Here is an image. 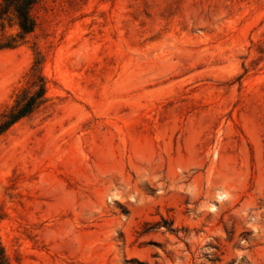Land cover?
Returning a JSON list of instances; mask_svg holds the SVG:
<instances>
[{"label":"rangeland","instance_id":"obj_1","mask_svg":"<svg viewBox=\"0 0 264 264\" xmlns=\"http://www.w3.org/2000/svg\"><path fill=\"white\" fill-rule=\"evenodd\" d=\"M0 47L6 264H264V0H38ZM0 27V45L17 33Z\"/></svg>","mask_w":264,"mask_h":264},{"label":"trees","instance_id":"obj_2","mask_svg":"<svg viewBox=\"0 0 264 264\" xmlns=\"http://www.w3.org/2000/svg\"><path fill=\"white\" fill-rule=\"evenodd\" d=\"M38 0H0V27H4V21H15L17 25V33L10 37L0 47H14L16 46L17 38H24L27 34L34 31L36 27V20L31 12L32 6ZM37 79L32 80L31 83L24 87L18 97L15 99L13 105L2 115L0 121V133L7 129L11 124L20 118L29 115L35 108H37L45 100V81L43 76L36 75ZM0 264H6L5 255L0 252Z\"/></svg>","mask_w":264,"mask_h":264}]
</instances>
